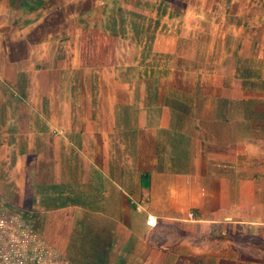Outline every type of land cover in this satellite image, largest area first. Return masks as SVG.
<instances>
[{
    "label": "crops",
    "instance_id": "obj_1",
    "mask_svg": "<svg viewBox=\"0 0 264 264\" xmlns=\"http://www.w3.org/2000/svg\"><path fill=\"white\" fill-rule=\"evenodd\" d=\"M63 1L0 0V196L44 233L28 247L53 264H264L263 6L233 0L242 37L223 54L212 0L134 8L132 27Z\"/></svg>",
    "mask_w": 264,
    "mask_h": 264
},
{
    "label": "rangeland",
    "instance_id": "obj_2",
    "mask_svg": "<svg viewBox=\"0 0 264 264\" xmlns=\"http://www.w3.org/2000/svg\"><path fill=\"white\" fill-rule=\"evenodd\" d=\"M83 1H84L83 2L84 7H89L91 5V2H93L92 3V8L93 9H96L97 7L100 8V7H104L105 6V9H104L105 14H106L105 22H107V23H109L110 25H113V26H117V21L118 20H120V21L125 20L126 21L125 24L128 27H132L131 25L133 24V20H134V15H133V9L134 8L142 10L143 14H146L145 11H146V9L148 7H151L152 9L157 8L159 13L163 9L165 10V8H166L165 3H163V4L162 3H158L161 0H159V1H156V0H151V1L150 0H86L85 1V0H83ZM208 1L209 0H175L173 2V5L176 4V6L177 5L179 6L177 10L183 11L185 13L188 12L189 13L188 15L193 16V13L197 12L198 9H201V8L205 9ZM212 1L213 2L210 3V6L216 7V9H217L216 12H215L216 15H213V18H212V21L215 20L217 22L215 24L216 27H214V28H216L218 30L220 28H222L223 31H226V32H224V35H222V38H221V42L223 43L222 44L223 46H222L221 53L230 54L229 51L224 50V47L226 49L228 47L233 48V43L239 41V39L242 37V33H240V35L236 36L235 33H233V28H231V27H233V22L236 21V20L233 21V0H212ZM256 1H257V5H255V6L253 4L251 5L253 7L254 11L255 10L256 11L260 10L261 9V5L264 8V0H255V2ZM63 2H65V0ZM67 2H68V0H66V3ZM183 4H185V6ZM169 5H170V3H169ZM67 11H68V9H67ZM136 11H138V10H136ZM228 12H232V13H230L228 15ZM58 14L53 16L52 18H50L49 21H54V18H59V19L63 20V21H61V25L63 27V25L65 23H67V20L64 19V17L67 14H61V13H58ZM209 16H212V14L211 15L209 14ZM238 21H240V25H241V22L244 23L246 20L240 19ZM137 22L143 23V20H139V18H138ZM156 22L161 24L160 20L159 21L156 20L151 25L152 29H157L158 28L159 24H157ZM178 23H176V25ZM51 24H53V23H51ZM57 25H59V24L57 23ZM161 37H163V36H161ZM210 54L211 53H207V57H209ZM223 58L225 60L224 56H223ZM0 202H2L3 208L6 207V209H8V211L5 210L6 213L15 214V212H14L15 210L10 205H8V203L5 202V200H3L1 198V196H0ZM190 213H193L192 218L190 217ZM81 215L82 216L79 217V219L80 220L81 219H85V213H81ZM184 218L194 222L193 224H195L197 226V228L195 227L193 229L205 230L206 226H208V224H209L208 222L211 219V215H210V211L209 210L203 209L202 210V215L198 216L197 213L192 208H190L188 210L187 216H185ZM207 220H209V221H207ZM26 223H28V222H26ZM35 223L36 224H34V225L30 226V227H32V229L34 230L35 234H38L39 236H43L44 233H42L39 230L40 226L38 225L37 222H35ZM196 223H198V224H196ZM28 224H30V223H28ZM193 229L191 228V230H193ZM177 261L180 262V264L183 263V260L181 258L180 259H176L175 262H177ZM228 263L229 264H242V262H240L239 260H235V259H233L231 261L228 260ZM184 264H198V260L196 261V259H194V260L193 259H188V260H186V263L184 262Z\"/></svg>",
    "mask_w": 264,
    "mask_h": 264
},
{
    "label": "built area",
    "instance_id": "obj_3",
    "mask_svg": "<svg viewBox=\"0 0 264 264\" xmlns=\"http://www.w3.org/2000/svg\"><path fill=\"white\" fill-rule=\"evenodd\" d=\"M5 210L8 211L0 202V264H53L57 253L40 243V239L33 240L28 247L27 239L35 234L32 225L19 224L17 216Z\"/></svg>",
    "mask_w": 264,
    "mask_h": 264
}]
</instances>
